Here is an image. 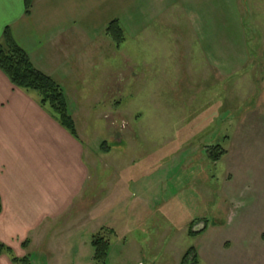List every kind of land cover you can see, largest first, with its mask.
<instances>
[{"label": "rangeland", "instance_id": "obj_1", "mask_svg": "<svg viewBox=\"0 0 264 264\" xmlns=\"http://www.w3.org/2000/svg\"><path fill=\"white\" fill-rule=\"evenodd\" d=\"M196 3L201 12L175 9L171 17L145 8L147 23H135L144 27L143 33L126 17L125 40L116 47L119 104L93 106L89 99L82 107L89 113L75 118L91 169L93 159L103 153L100 148L124 142L130 151L143 149L140 158L147 156L138 171L134 163L133 179L140 172L147 175L123 183L112 174L111 182L110 168L104 166L113 156L97 160L84 198L45 226L54 231L63 227V234L54 235L52 245L28 253L29 264H94L91 239L96 232L110 244L103 264H181L191 247L198 264H264V0H213L211 18L203 9L205 0ZM140 15L134 12L133 17ZM210 19L219 29L225 23L232 27L230 46L245 50V60L210 58L200 35L204 26L195 25ZM111 43L100 52L116 51ZM94 45L97 39L84 44L87 56L73 74L62 81L56 76L65 88L69 112L68 91L75 97L77 89L90 83L88 96L102 94L104 78L98 52L93 60ZM216 145L225 154L213 162L208 153ZM122 154L116 163L125 166L129 156ZM119 172L128 178V168ZM125 196L128 203L117 202ZM95 199L98 203H91ZM93 216L102 226L95 231ZM201 222L207 224L205 230L189 234ZM127 223L128 232L124 228L122 233Z\"/></svg>", "mask_w": 264, "mask_h": 264}, {"label": "crops", "instance_id": "obj_2", "mask_svg": "<svg viewBox=\"0 0 264 264\" xmlns=\"http://www.w3.org/2000/svg\"><path fill=\"white\" fill-rule=\"evenodd\" d=\"M149 1L32 0L30 13L26 15L25 0H0V41L4 29L8 27L13 40L28 54L33 65L55 80L58 76L62 81L73 74L78 65L77 62L84 60L87 56L83 52L84 44H90L97 39L98 45H94L92 50L95 51L93 60L96 61V52H98L97 62L101 63L98 67L102 68L100 75L104 78L100 90L102 94L95 97L88 96L90 92L88 84L90 83H86L88 86L77 89L75 97H73L74 92L68 91L69 100L70 93L72 95L71 115L75 121L78 115L85 116L89 113L82 108L84 102H88L89 99L93 106H99L102 102L106 105L113 104L114 107L117 103L119 104L120 97L117 98V96L118 91L120 93L121 90H118L115 85L118 76L115 65L116 45L113 43L116 51L100 52L104 46L110 47L112 44L110 38L104 33L108 23L118 19L124 31L126 26L129 27V23H134V27H139L143 33L144 27L141 24L137 26L135 23H147L145 8L148 11L154 8L164 17H169L170 12L174 15L172 12L175 9L177 13L190 11V9L193 12L202 11V7L196 3L197 0H153L148 9ZM143 3H145L144 7ZM139 4H141L140 8ZM204 8L211 18L213 0H205ZM134 12L141 13L140 19L133 17ZM126 17L129 23L125 22ZM171 20L172 22L177 21L174 18L168 21L171 22ZM211 21L210 19L209 22L206 20L205 23L195 24L196 27L198 24L204 26L203 30H200L203 31L200 35L201 39L205 40L206 49H209L210 58L215 57L222 61L231 58L245 60V50L239 51L237 48L233 51V47L230 46L229 34L232 27L225 23L219 29ZM234 25L238 28L236 23ZM236 36L238 39V31ZM240 36L244 37V34L241 33ZM143 38H141L142 41ZM236 42L239 45L240 41ZM98 46L100 47L97 51ZM81 51L82 54H78ZM236 52V55H232ZM239 52L242 53L238 55ZM91 56L92 54L89 53L88 60ZM170 58L169 54L168 59ZM142 60L146 61V57ZM159 68L163 67L158 66ZM224 69L221 72L222 75L227 71L226 68ZM236 70L240 71V68L236 67ZM61 81H59L60 86L65 91ZM80 108L84 111H80ZM90 115L93 116V113ZM98 116H100L99 113L93 117ZM77 133L78 138L76 139L40 107L35 92H26L13 86L0 70V197L2 205L0 243L10 247L17 257H23L39 246L52 245L53 236L58 237L57 235L63 234V227L54 231L52 225L45 226L62 218L70 205L84 198L83 190L89 182L91 168L88 165L85 145L78 130ZM117 139L123 142L121 137ZM117 146L120 149L116 146L100 148L103 153L96 155L97 158L93 159L92 169L96 167L97 160L101 163L103 156L111 157L112 155L110 162L104 166L110 168L111 182H113L112 174H116L115 179L123 183L127 182L126 179L136 181L145 177L147 172H140L135 179L132 177L134 163L138 171V167L142 168L143 162L147 160L145 154L140 158V153L144 150L140 148L130 151L131 148L125 147L124 142ZM120 153H123L122 157L129 156L128 160L123 161L125 163L128 161L127 165L130 167L116 163L117 157H121L118 155ZM132 156L139 159L134 158V161L131 159ZM117 168L121 173L128 168V178L125 175L124 178ZM134 171L137 173L136 169ZM133 197L136 200H142L138 194H133ZM117 202L128 203V198L127 196L118 198ZM91 203L97 204L98 200L95 199ZM92 220L95 223L97 218L93 216ZM225 223L221 222L218 225ZM96 225L94 231L102 227L99 222ZM124 228L128 232V223L121 228L122 233ZM60 244L61 248H65L63 239H60ZM50 248L46 250L49 251ZM0 264L14 263L8 254L2 253Z\"/></svg>", "mask_w": 264, "mask_h": 264}, {"label": "trees", "instance_id": "obj_3", "mask_svg": "<svg viewBox=\"0 0 264 264\" xmlns=\"http://www.w3.org/2000/svg\"><path fill=\"white\" fill-rule=\"evenodd\" d=\"M32 0H25V14L30 13ZM104 33L118 48L125 40L124 32L118 19L112 20L105 27ZM0 70L9 79L11 84L26 92H35L38 104L70 135L78 138L75 121L69 112V103L60 84L51 76L37 69L31 62L28 54L13 40L9 28L6 27L0 41ZM209 157L216 162L225 154L220 145L212 147ZM2 210L0 197V212ZM207 226V224H205ZM201 231L190 230L189 234H200ZM91 244L94 248V264H103L108 256L109 241L101 232L92 235ZM6 253L14 264H29V256L19 258L13 255L10 247L0 243V254ZM196 250L189 248L181 258V264H198Z\"/></svg>", "mask_w": 264, "mask_h": 264}]
</instances>
